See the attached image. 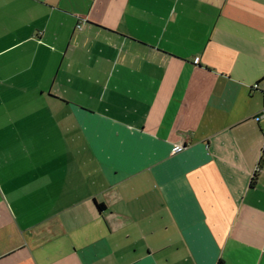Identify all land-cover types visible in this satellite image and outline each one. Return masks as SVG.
Returning a JSON list of instances; mask_svg holds the SVG:
<instances>
[{"label": "crops", "instance_id": "1", "mask_svg": "<svg viewBox=\"0 0 264 264\" xmlns=\"http://www.w3.org/2000/svg\"><path fill=\"white\" fill-rule=\"evenodd\" d=\"M263 107L264 0H0V264H264Z\"/></svg>", "mask_w": 264, "mask_h": 264}, {"label": "built area", "instance_id": "2", "mask_svg": "<svg viewBox=\"0 0 264 264\" xmlns=\"http://www.w3.org/2000/svg\"><path fill=\"white\" fill-rule=\"evenodd\" d=\"M77 28H78L79 30H81V29L83 28V22L80 23V24L77 26ZM257 119H258V120H260V119H264V108H263V111H262L261 115H260ZM182 149H183V147H181V146L176 147V148H175V152H180V151H182Z\"/></svg>", "mask_w": 264, "mask_h": 264}, {"label": "trees", "instance_id": "3", "mask_svg": "<svg viewBox=\"0 0 264 264\" xmlns=\"http://www.w3.org/2000/svg\"><path fill=\"white\" fill-rule=\"evenodd\" d=\"M259 85H260V83H258L256 86H255V90H258L259 89ZM97 208H98V210L100 211V212H104V210H105V206L103 205V204H99V205H97ZM219 264H223L222 262H220Z\"/></svg>", "mask_w": 264, "mask_h": 264}, {"label": "water", "instance_id": "4", "mask_svg": "<svg viewBox=\"0 0 264 264\" xmlns=\"http://www.w3.org/2000/svg\"><path fill=\"white\" fill-rule=\"evenodd\" d=\"M264 108V107H263Z\"/></svg>", "mask_w": 264, "mask_h": 264}]
</instances>
